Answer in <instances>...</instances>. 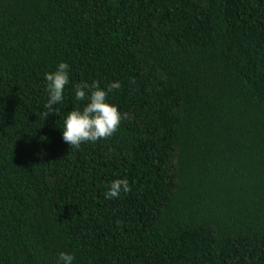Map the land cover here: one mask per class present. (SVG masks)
<instances>
[{"label": "trees", "instance_id": "trees-1", "mask_svg": "<svg viewBox=\"0 0 264 264\" xmlns=\"http://www.w3.org/2000/svg\"><path fill=\"white\" fill-rule=\"evenodd\" d=\"M70 65L43 118L44 74ZM127 113L71 148L73 87ZM131 191L105 199L111 181ZM264 264V0H0V264Z\"/></svg>", "mask_w": 264, "mask_h": 264}, {"label": "clouds", "instance_id": "clouds-1", "mask_svg": "<svg viewBox=\"0 0 264 264\" xmlns=\"http://www.w3.org/2000/svg\"><path fill=\"white\" fill-rule=\"evenodd\" d=\"M48 99L44 104L46 111L42 113L47 118L50 113L59 111L54 105L62 103L65 99L66 86L70 84V65L60 62L55 71L44 74ZM119 81L110 83L107 88H102L98 80L91 83L82 81L73 87L75 101H84L85 106L74 108L63 118L62 138L71 148H79L81 144L95 143L113 135L122 119L127 118V113H121L119 108L109 102V93L120 89ZM131 191L127 178H117L110 182L105 199H116L122 193ZM75 256L68 252H60L57 264H74Z\"/></svg>", "mask_w": 264, "mask_h": 264}]
</instances>
